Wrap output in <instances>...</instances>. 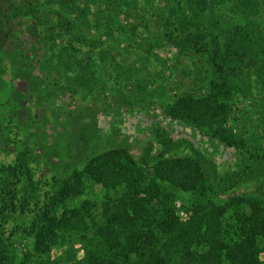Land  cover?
<instances>
[{
	"label": "rangeland",
	"instance_id": "374dc122",
	"mask_svg": "<svg viewBox=\"0 0 264 264\" xmlns=\"http://www.w3.org/2000/svg\"><path fill=\"white\" fill-rule=\"evenodd\" d=\"M139 9L145 11L141 21L135 15L133 19L121 17L109 31L87 0H0V188L3 169L17 165L24 145L31 149L33 156L29 165L34 179L39 182L34 189L25 187L26 182L21 177L14 179L12 186L9 182L7 189L15 198V205L13 212L0 218V231L12 250L7 264H70L79 259L81 264H87L81 261L82 253H78L84 244L80 234L92 227V220L100 222L106 204L119 202L125 193L123 187L107 189L84 177L82 195L66 200L57 208V219L51 216L52 222L46 221L52 238L57 239L54 251L51 255L35 251L30 234L35 232V218L41 213L46 197L56 187V167L79 169L91 156L88 153L96 148L87 146L88 150L83 154H74L81 147L80 140L84 135L80 132H90L89 126L93 125L91 122L76 127L69 123L66 112L85 102L80 89L57 86L54 93L44 95L38 91L47 85L34 89L27 84V79L34 76L43 78L49 73L51 77L45 61L57 42L60 45L53 49L56 53L68 51L77 56L94 53L98 57H108L118 66L129 67L135 80L142 77L146 81L147 96L156 86L162 88L164 93L156 95L155 101L150 97L152 103L147 108L134 106L131 102L123 107L113 104L106 109L100 103L93 107L91 116L99 117V128L103 133L111 132L116 137L129 134L132 154L147 159L150 164L160 155L202 161L207 177L215 180L216 187L215 193L207 194L200 202L211 204L197 211L199 196L169 188L172 192L169 197L177 202L183 222L192 217L204 220L213 205L224 206L227 211L221 217L222 229L228 236H233L237 214L248 215L251 209L247 204L228 205L230 197L256 198L264 208V160L256 165L254 161L246 160L247 154L222 144L215 135L217 127H197L164 112V106L173 104L176 95L206 94L204 68L196 64L193 52L182 51L175 45H181L184 39L178 27L180 17L183 13L188 16L187 22L193 25L194 32L200 26H210L212 20L206 15L196 17L189 8V0H149L148 4L142 2ZM71 10H75L76 15L82 14L79 21L90 36L72 40L66 35L67 24L73 20ZM135 25L141 33L137 38L132 34L131 26ZM168 30L173 34V41L167 36ZM142 37L145 41L139 40ZM142 42L147 44L146 48L142 47ZM197 49L199 46L194 42L192 50ZM232 80L235 95L226 104L227 115L221 130L233 134L242 131L255 146V136L264 133V73L261 74L257 67H246ZM40 108L44 115L48 113L46 110L55 109L58 116L48 114L43 117L45 121L32 119L31 112L39 116ZM48 145L51 149L45 150ZM69 147L73 149L72 153ZM1 192L0 210L5 211L2 203L6 199L2 196L4 191ZM24 196L30 199L29 203ZM32 196L37 198L31 199ZM259 246L264 250V239L259 240ZM260 255L261 264H264V251ZM180 256L181 253L176 260ZM226 264L230 262L226 261Z\"/></svg>",
	"mask_w": 264,
	"mask_h": 264
},
{
	"label": "trees",
	"instance_id": "16d2710c",
	"mask_svg": "<svg viewBox=\"0 0 264 264\" xmlns=\"http://www.w3.org/2000/svg\"><path fill=\"white\" fill-rule=\"evenodd\" d=\"M87 2L110 31L121 17L133 19L135 15L141 21L145 11L139 8L142 2L148 4L149 0ZM189 8L196 17H209L211 25L200 26L194 32L193 25L187 22L188 16L183 13L178 27L184 39L181 45H175L182 51L193 52L196 64L204 68L203 89L206 94L176 95L173 104L164 106V112L197 127H217L215 135L222 144L247 154V161L259 165L264 160V133L255 136L253 141L257 145L254 146L242 131L233 134L222 131L220 126L227 115L226 104L235 95L233 76L246 67H257L261 74L264 73V0H189ZM70 13L73 20L67 24L66 35L72 40L90 36L79 21L82 14L76 15L75 10ZM131 27L133 36L139 37L138 26ZM146 35L149 36L148 33ZM167 36L173 41L169 30ZM142 38L139 40L145 41ZM194 42L199 46L196 51L192 50ZM142 44V47H147L145 42ZM55 45L45 61L51 73V77L48 73L46 78L47 85H56L61 89L77 87L85 96L84 103L66 112L71 125L79 127L78 124L91 123L93 107L100 103L106 109L113 104L123 107L131 102L134 106L147 108L156 100V95L164 93L161 87L156 86L147 96L146 81L138 71L135 74L140 78L135 80L128 71L129 67L118 66L108 57H98L94 53L77 56L68 51L59 54L53 49L60 44L57 42ZM80 134L88 138L91 131L84 130ZM123 135L103 137V148L88 153L91 156L79 169L63 165L56 167V187L46 197L41 213L35 218V232L30 234L36 252L52 254L57 239L52 238L46 221H51V216L57 219V208L66 200L82 195L83 179L89 177L107 189L123 187L125 193L119 202L110 206L106 204V212L100 222L92 220V227L80 234L84 243L78 251L83 255L81 261L87 264H226V261L230 264H261L260 254L264 250L260 249L259 240L264 239V208L258 199L245 198L244 195L230 197L228 205L247 204L251 209L248 215L237 214L233 236H228L222 229L221 217L227 211L224 206L213 205L204 220L192 217L190 221L183 222L177 202L170 199L172 192L169 188L199 196L197 211L211 204L209 201L200 202L207 194L215 193L216 187L215 180L207 177L202 161L160 155L150 164L147 159L132 154L129 134ZM24 147L17 165L3 169L4 182L0 190L4 191L1 194L6 200L2 206L6 210H0V218L13 212L15 205V198L7 189L10 181L12 186L14 179L21 177L26 182L25 187L34 189L39 186L29 165L33 156L31 149L26 145ZM74 154H79L77 149ZM26 193L29 194L28 191ZM36 198L32 196L31 199ZM23 199L28 203L30 201L26 196ZM65 217L66 214L62 220ZM11 252V244L0 231V264H7ZM179 253L181 256L176 260ZM79 261L72 260L70 264H81Z\"/></svg>",
	"mask_w": 264,
	"mask_h": 264
},
{
	"label": "flooded vegetation",
	"instance_id": "af4514ba",
	"mask_svg": "<svg viewBox=\"0 0 264 264\" xmlns=\"http://www.w3.org/2000/svg\"><path fill=\"white\" fill-rule=\"evenodd\" d=\"M46 78H47L46 76H44L43 78H40V77L37 78V77L34 76V77H31L30 79H27V84H28L29 87H33L34 89L41 88V87H44V86L47 85V81L48 80ZM56 87H57L56 85L55 86L51 85L49 87L47 85V87L45 89L39 90L38 94L48 95V92L54 93V88H56ZM48 88H50V89H48ZM102 110H104V108H102ZM39 111H40L39 116L37 114H35V112H33V111L31 112L32 119H34V120L40 119V121H41V120H44L43 117L46 118V115H48V114L51 115V116H58V111L55 110V109L54 110H50V111L46 110V112H48V113H46L45 115L42 114L44 111L41 108L39 109ZM92 122H93V125L90 128V131H91L90 136L88 138L87 137L86 138H81V140H80L81 147H79L77 149L79 154H81L84 151L88 150L87 146H96L94 151H99L100 147H101V144H102V138L103 137L109 138V137H115L116 136V134L111 135V132L103 133L102 130H100V128H99V117L98 116H93ZM31 125H33L32 122H31ZM123 134H125V133H123ZM44 149L45 150H50L51 148L48 145V147L45 146ZM55 149H58V147H55ZM69 151L72 153L73 149L71 147H69Z\"/></svg>",
	"mask_w": 264,
	"mask_h": 264
}]
</instances>
